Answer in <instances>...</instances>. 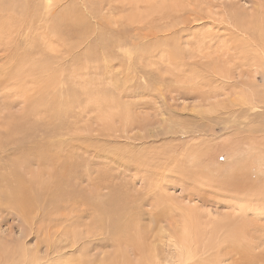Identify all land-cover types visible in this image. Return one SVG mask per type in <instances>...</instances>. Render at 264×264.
Returning <instances> with one entry per match:
<instances>
[{"label":"rangeland","instance_id":"obj_1","mask_svg":"<svg viewBox=\"0 0 264 264\" xmlns=\"http://www.w3.org/2000/svg\"><path fill=\"white\" fill-rule=\"evenodd\" d=\"M175 232L264 264V0H0V249L181 264Z\"/></svg>","mask_w":264,"mask_h":264},{"label":"bare ground","instance_id":"obj_2","mask_svg":"<svg viewBox=\"0 0 264 264\" xmlns=\"http://www.w3.org/2000/svg\"><path fill=\"white\" fill-rule=\"evenodd\" d=\"M68 169V168H67ZM70 173V172H69ZM63 176V175H62ZM23 195V194H22ZM21 197V196H20ZM37 198V197H36ZM14 200H15V197H14ZM37 202V201H36ZM15 203H17V201L15 200ZM14 203V204H15ZM18 203H21L20 206L21 208H18L19 211H21V215L23 214V216H25L27 210H31V207H30V203H29V200L28 201H24L23 199H20L18 198ZM15 207V206H14ZM30 207V208H29ZM95 208V207H94ZM100 205H99V210L101 211L100 213L103 214V210L100 209ZM21 209V210H20ZM36 209V208H35ZM128 209V208H127ZM16 210V211H18ZM18 211V212H19ZM27 215V214H26ZM119 215L118 214V211H113L111 210L107 217L112 221V218L114 216H117ZM229 218V217H228ZM132 219V218H131ZM104 221V220H103ZM133 221V220H132ZM232 221V220H231ZM105 223V222H104ZM212 223V222H211ZM229 223V222H228ZM231 223V222H230ZM238 223V222H237ZM133 223H129L128 225H122V229H124L122 231V235H125V237L123 239H121V227H118V228H115V229H111V234H113L114 236H116L117 240H114L116 244H121L123 242H126V243H130L129 241V229L132 230L136 227H133L132 226ZM229 225V224H228ZM227 225V223H222V226L220 227L219 229V232L224 228L227 232V235H226V238L229 239L226 240L225 242H229L228 244L229 245H226L228 246L229 248H232V250H234L236 253H241V252H244V261H246V259H250L248 257V255L250 254V250L251 248L246 245H243V246H238L237 244H240L243 240V238L245 237V234L246 235H249L248 234V231L245 229L244 225H239V226H235L233 225V223H231L229 226ZM104 227V225H102ZM106 226V225H105ZM108 226V225H107ZM129 227V229H127ZM106 228V227H105ZM104 228V229H105ZM108 228V227H107ZM217 228V227H216ZM110 229V227H109ZM137 229V228H136ZM135 229V230H136ZM218 229V228H217ZM248 229V228H247ZM214 230V229H213ZM216 230V229H215ZM195 231V230H194ZM245 231V233H244ZM189 232V231H188ZM127 233V234H126ZM190 233V232H189ZM216 234H218V232H216ZM220 234V233H219ZM218 234V235H219ZM190 235V234H189ZM187 235V237L185 238L184 236L182 237H177L176 236V232H175V238L177 239V243L179 244V246L183 249V252L181 255H179V260L181 262V264H223V260L221 259V255L219 256V253L214 252L213 253H210L205 247H203L204 250L201 251L202 247L200 248H197V245H199L196 241V238L195 236H189ZM201 235V234H200ZM215 235V234H214ZM136 236V235H135ZM138 236V235H137ZM198 236V235H197ZM213 236V235H212ZM216 236V235H215ZM218 237V236H217ZM216 237V238H217ZM224 237V236H223ZM202 238V237H201ZM215 238V239H216ZM225 238V237H224ZM132 239V238H130ZM214 237H213V241L215 240ZM212 240V239H210ZM219 240V239H218ZM225 240V239H224ZM132 241V240H131ZM222 241V240H221ZM220 241V243H221ZM219 242V241H218ZM224 242V241H223ZM133 243V242H132ZM211 243V241L209 242V244ZM217 244V243H216ZM19 245V244H18ZM133 245H135L138 249H139V252L141 254H143V256L141 257L142 260L144 258H147V254L144 253V250L147 248L146 244H145V241L141 238H139V240H135V243H133ZM201 245V243H200ZM220 245V244H219ZM17 246V245H16ZM76 246V245H75ZM122 246V245H121ZM4 247V246H3ZM40 247V246H39ZM120 247V246H119ZM223 247H224V244H223ZM10 248V247H9ZM12 248V246H11ZM212 248V247H210ZM227 248V247H226ZM15 249V250H14ZM57 249V248H56ZM61 249V248H60ZM214 248H212L213 250ZM216 249V248H215ZM218 249V247H217ZM224 249V248H223ZM228 249V248H227ZM28 250V249H27ZM24 247L22 246H19V247H16V248H13V250H4V249H0V264H14L12 262L14 261H17V259H23V264H39L38 263V260L34 261V255H29L28 253H26L27 251ZM63 250V249H61ZM61 250H52L53 251V256L54 255H58V259L57 260H61L63 258H61V256L59 255L60 253L64 252H60ZM117 250V249H116ZM199 250V251H198ZM220 250V249H219ZM48 251V250H47ZM50 251V249H49ZM51 251V253H52ZM75 251H79V247H77L75 249ZM157 252H159L158 249H156ZM198 251V252H197ZM208 251V252H207ZM211 251V250H210ZM224 251V250H223ZM222 251V252H223ZM228 251V250H227ZM226 251V252H227ZM120 252V251H119ZM225 252V253H226ZM18 253V254H17ZM85 253V252H84ZM231 254V252H229ZM19 254L21 255L19 257ZM87 254V253H86ZM122 254V253H121ZM119 254L118 256H116L115 258H112V259H108V262L109 264H114L118 261V259L122 258L124 260H122L124 262V264H130V260L128 259V257L123 253V255ZM206 255L204 259H200L199 257L200 256H203V255ZM82 256V255H81ZM27 257H30V259H27ZM158 258V257H157ZM199 258V259H198ZM85 259V258H84ZM224 259V258H223ZM85 261V260H84ZM252 261V260H251ZM82 260H77V264H81ZM135 262V261H134ZM144 262V260L142 261V263ZM247 262H250V261H247ZM147 263V262H146ZM258 263V262H257ZM17 264V262L15 263ZM138 264V263H137ZM148 264V263H147Z\"/></svg>","mask_w":264,"mask_h":264}]
</instances>
